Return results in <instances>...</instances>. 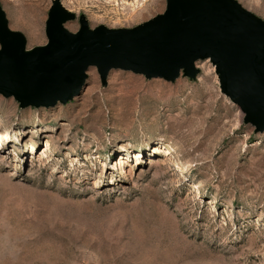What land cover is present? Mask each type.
<instances>
[{"label": "rangeland", "instance_id": "rangeland-1", "mask_svg": "<svg viewBox=\"0 0 264 264\" xmlns=\"http://www.w3.org/2000/svg\"><path fill=\"white\" fill-rule=\"evenodd\" d=\"M237 2L264 20V0ZM51 4L0 0L26 49L46 43ZM60 4L76 32L81 14L131 28L166 0ZM195 66L173 82L112 69L105 85L89 67L50 107L0 94V264H264V132L209 59Z\"/></svg>", "mask_w": 264, "mask_h": 264}, {"label": "water", "instance_id": "water-1", "mask_svg": "<svg viewBox=\"0 0 264 264\" xmlns=\"http://www.w3.org/2000/svg\"><path fill=\"white\" fill-rule=\"evenodd\" d=\"M75 15L52 0L46 43L26 49L0 5V94L19 107L66 103L95 67L102 85L120 69L173 82L195 79V63L209 59L220 91L244 114L254 132H264V20L237 0H166L163 13L131 28H90L80 15L76 32L64 24Z\"/></svg>", "mask_w": 264, "mask_h": 264}, {"label": "bare ground", "instance_id": "bare-ground-1", "mask_svg": "<svg viewBox=\"0 0 264 264\" xmlns=\"http://www.w3.org/2000/svg\"><path fill=\"white\" fill-rule=\"evenodd\" d=\"M2 131L4 132L5 135L7 134V129H4V130H2ZM2 131H1V132H2ZM3 132H2V133H3ZM181 166H184V169H181V171H183V170L185 171V169L187 168V166H186L185 164H181Z\"/></svg>", "mask_w": 264, "mask_h": 264}]
</instances>
